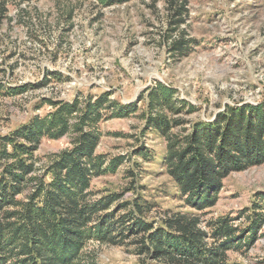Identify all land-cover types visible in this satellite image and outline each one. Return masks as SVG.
Here are the masks:
<instances>
[{"label":"rangeland","instance_id":"374dc122","mask_svg":"<svg viewBox=\"0 0 264 264\" xmlns=\"http://www.w3.org/2000/svg\"><path fill=\"white\" fill-rule=\"evenodd\" d=\"M177 1L186 2L185 23L173 32L180 9L172 11L171 3ZM181 35L192 46L183 58L173 49ZM52 72L60 78L43 88L0 97V135L45 115L50 108H41L44 99L70 101L78 93L110 91L113 99L130 104L156 81L196 107L181 119L211 121L226 105L264 102V0H133L110 7L95 0L7 4L0 16V83L37 85ZM142 126L137 114L102 124L97 152L127 160L115 174L94 178L93 191L123 193L128 200L139 195L156 205L150 214L154 219L167 211L202 214L207 232L209 223L225 217L235 219V227H248L254 204L264 199V163L231 173L216 205L197 212L185 204L163 168L165 141L154 132L142 136ZM69 146V137L44 140L35 154L37 167L44 168ZM138 147L152 152V159L134 157ZM134 249L90 242L85 264H140ZM228 256L237 264H264V224L250 248L231 250Z\"/></svg>","mask_w":264,"mask_h":264},{"label":"trees","instance_id":"16d2710c","mask_svg":"<svg viewBox=\"0 0 264 264\" xmlns=\"http://www.w3.org/2000/svg\"><path fill=\"white\" fill-rule=\"evenodd\" d=\"M32 1L0 0V16L9 3ZM95 1L110 7L133 0ZM185 9L186 2L171 3V10H178L173 32L185 23ZM191 48L183 35L173 41L176 57L188 56ZM60 76L52 72L32 86L0 83V97L43 88ZM112 96L106 91L78 93L70 101L44 99L41 108H50L45 115L0 135V264H85L90 242L133 246L140 264H237L228 253L248 249L257 240L264 224V199L254 204L246 229L225 217L209 223L207 232L202 214L189 212L167 211L154 219L150 214L156 205L139 195L128 200L123 193L98 195L92 190L94 178L115 174L127 160L97 149L104 122L137 114L142 136L154 132L165 141L162 165L180 197L203 212L216 205L231 173L264 163V102L226 105L211 121H186L181 115L196 107L162 82L156 81L130 104ZM64 137L70 138V146L44 168L37 167L35 154L42 142ZM151 153L144 147L133 151L134 157L147 161Z\"/></svg>","mask_w":264,"mask_h":264}]
</instances>
